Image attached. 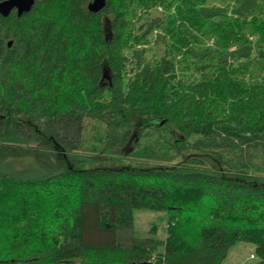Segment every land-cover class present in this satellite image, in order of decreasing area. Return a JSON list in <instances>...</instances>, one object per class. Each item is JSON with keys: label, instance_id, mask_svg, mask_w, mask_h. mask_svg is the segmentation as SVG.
<instances>
[{"label": "trees", "instance_id": "1", "mask_svg": "<svg viewBox=\"0 0 264 264\" xmlns=\"http://www.w3.org/2000/svg\"><path fill=\"white\" fill-rule=\"evenodd\" d=\"M92 2L0 15V264H264V0Z\"/></svg>", "mask_w": 264, "mask_h": 264}, {"label": "rangeland", "instance_id": "2", "mask_svg": "<svg viewBox=\"0 0 264 264\" xmlns=\"http://www.w3.org/2000/svg\"><path fill=\"white\" fill-rule=\"evenodd\" d=\"M133 216L135 237L139 239H165L168 220L167 213L135 210ZM154 226L157 227V231L152 234L151 230ZM258 260L255 245L240 243L233 246L223 264H255Z\"/></svg>", "mask_w": 264, "mask_h": 264}, {"label": "water", "instance_id": "3", "mask_svg": "<svg viewBox=\"0 0 264 264\" xmlns=\"http://www.w3.org/2000/svg\"><path fill=\"white\" fill-rule=\"evenodd\" d=\"M37 0H6L0 3V15L4 17L10 16L14 11L18 17L29 13L35 6ZM107 0H93L90 10L94 13H100L106 6ZM12 46V42L9 43ZM142 264H150L148 262Z\"/></svg>", "mask_w": 264, "mask_h": 264}, {"label": "built area", "instance_id": "4", "mask_svg": "<svg viewBox=\"0 0 264 264\" xmlns=\"http://www.w3.org/2000/svg\"><path fill=\"white\" fill-rule=\"evenodd\" d=\"M155 260H156V257H153V258L151 259L152 262H155Z\"/></svg>", "mask_w": 264, "mask_h": 264}]
</instances>
